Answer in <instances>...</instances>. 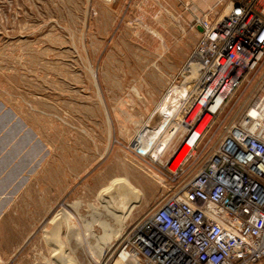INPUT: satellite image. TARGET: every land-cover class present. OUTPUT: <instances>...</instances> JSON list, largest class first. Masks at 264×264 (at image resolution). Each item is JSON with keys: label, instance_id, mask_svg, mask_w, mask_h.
Segmentation results:
<instances>
[{"label": "rangeland", "instance_id": "obj_1", "mask_svg": "<svg viewBox=\"0 0 264 264\" xmlns=\"http://www.w3.org/2000/svg\"><path fill=\"white\" fill-rule=\"evenodd\" d=\"M231 1L0 0V264H115L123 236L178 184L135 156L138 141L157 139L205 77L197 21ZM258 82L215 120L214 141Z\"/></svg>", "mask_w": 264, "mask_h": 264}, {"label": "built area", "instance_id": "obj_2", "mask_svg": "<svg viewBox=\"0 0 264 264\" xmlns=\"http://www.w3.org/2000/svg\"><path fill=\"white\" fill-rule=\"evenodd\" d=\"M197 27L200 53L194 55L205 60L209 78L181 94L177 112L160 125L158 138L147 146L138 141L135 151L141 161L167 171L177 188L126 236L117 250L124 264L264 260V0H232L224 15L199 20ZM258 74L253 95L214 141L215 120ZM186 146L189 152L174 169ZM201 147L207 151L202 164L182 178Z\"/></svg>", "mask_w": 264, "mask_h": 264}, {"label": "bare ground", "instance_id": "obj_3", "mask_svg": "<svg viewBox=\"0 0 264 264\" xmlns=\"http://www.w3.org/2000/svg\"><path fill=\"white\" fill-rule=\"evenodd\" d=\"M200 58V57H199ZM201 61H202V69L201 70H199V72L200 73H205V70H204V65H205V60L203 59V58H201ZM209 78V74H207V76L205 77V79H204V81L202 82V83H204V82H206L207 81V79ZM176 90H179V89H177V88H175ZM175 89H173V90H175ZM172 91V90H171ZM170 91V92H171ZM180 92H181V90H179ZM182 94H184V92L182 91L181 92ZM176 103V106H172V108H175V107H177L178 106V104H179V97H178V99H177V101L175 102ZM175 103H174V105H175ZM175 112H176V110H175ZM161 114V113H160ZM162 115H159V116H157L156 115V118H158V117H161ZM163 117H165L166 118V116H162L160 119H159V122L160 121H163ZM154 119V120H156V122H157V119ZM154 120L152 121V123L154 124ZM166 121H168V118H166ZM155 125H156V123H155ZM140 141V143H144L143 141H142V139H140L139 140ZM162 142V141H161ZM160 142V143H161ZM161 145V144H160ZM160 147V146H159ZM159 149V148H158ZM189 150H190V147H188V146H186L185 148H184V150L182 151V153L180 154V156L177 158V160H176V162L174 163V165H173V168L175 169L181 162H182V160L184 159V157L187 155V153L189 152ZM156 153H158V152H156ZM157 155V154H156ZM133 196V195H132ZM134 197V196H133ZM121 202V201H120ZM120 202H118V205H119V203ZM129 204V203H128ZM124 207V206H123ZM112 208V207H111ZM113 208L114 209H117L118 208V206H113ZM121 208V207H120ZM126 208H127V205H126V207L125 208H123L120 212L121 213H123L122 214V216H118V220H122L124 217H123V215H125L124 213L126 212ZM115 213V212H114ZM130 213V212H129ZM103 226H104V228H105V235H104V238H103V243H101V242H99L100 244L99 245H97V247L96 248H98V249H101V250H104L105 248V246H107L108 244H107V242H108V240H109V242L112 240V238H113V233L109 230V228H110V225L109 224H107V223H104L103 224ZM114 234H115V232H114ZM116 237V236H115ZM124 239H125V236H123V239H122V242L124 241ZM108 242V243H109ZM122 242L119 244V246L116 248V250H118V249H120V245L122 244ZM105 251H106V249H105ZM93 259V258H92ZM112 259H113V255H112V258H111V261H112ZM94 260V259H93ZM96 261V260H95ZM98 264H101V263H98ZM102 264H105V263H102ZM115 264H124V262H123V260H121V259H117V261L115 262Z\"/></svg>", "mask_w": 264, "mask_h": 264}, {"label": "crops", "instance_id": "obj_4", "mask_svg": "<svg viewBox=\"0 0 264 264\" xmlns=\"http://www.w3.org/2000/svg\"><path fill=\"white\" fill-rule=\"evenodd\" d=\"M257 264H264V260H263V261H261V262H259V263H257Z\"/></svg>", "mask_w": 264, "mask_h": 264}]
</instances>
